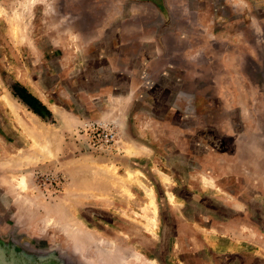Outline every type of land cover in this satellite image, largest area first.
<instances>
[{"label":"rangeland","instance_id":"374dc122","mask_svg":"<svg viewBox=\"0 0 264 264\" xmlns=\"http://www.w3.org/2000/svg\"><path fill=\"white\" fill-rule=\"evenodd\" d=\"M109 263L264 264V0H0V264Z\"/></svg>","mask_w":264,"mask_h":264},{"label":"built area","instance_id":"2783aa9c","mask_svg":"<svg viewBox=\"0 0 264 264\" xmlns=\"http://www.w3.org/2000/svg\"><path fill=\"white\" fill-rule=\"evenodd\" d=\"M85 136L92 147L112 150L116 143V133L110 127L103 128L98 124L87 123L84 126Z\"/></svg>","mask_w":264,"mask_h":264},{"label":"bare ground","instance_id":"6f19581e","mask_svg":"<svg viewBox=\"0 0 264 264\" xmlns=\"http://www.w3.org/2000/svg\"><path fill=\"white\" fill-rule=\"evenodd\" d=\"M150 197V196H149ZM151 204H152V201H151ZM149 207H147V209H148ZM150 209V208H149ZM153 211V210H152ZM145 214L146 215H149L148 214V211L147 212H145ZM150 216V215H149ZM149 218V217H148ZM143 219L145 220L146 219V221L145 222H147L148 223V220H147V218L145 217H143ZM151 222V219L149 220V223ZM68 234V233H67ZM103 242V241H102ZM110 245H111V243H110ZM93 245H91V247H92ZM105 248V247H104ZM115 248V247H114ZM99 251V250H98ZM96 252V251H95ZM107 252V251H106ZM116 255H114V257H115ZM123 256H124V254H123ZM102 257V256H101ZM106 257V256H105ZM113 257V256H112ZM117 257V256H116ZM136 257V256H135ZM100 258V257H99ZM137 258V257H136ZM107 259V258H106ZM135 259V258H134ZM99 260V259H98ZM118 261V260H117ZM100 262V261H99ZM115 263V262H114ZM110 264V263H109Z\"/></svg>","mask_w":264,"mask_h":264}]
</instances>
